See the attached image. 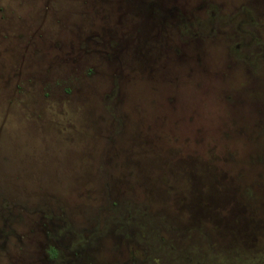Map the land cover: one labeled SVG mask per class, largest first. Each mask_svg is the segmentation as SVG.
<instances>
[{
	"label": "rangeland",
	"instance_id": "374dc122",
	"mask_svg": "<svg viewBox=\"0 0 264 264\" xmlns=\"http://www.w3.org/2000/svg\"><path fill=\"white\" fill-rule=\"evenodd\" d=\"M0 264H264V0H0Z\"/></svg>",
	"mask_w": 264,
	"mask_h": 264
}]
</instances>
